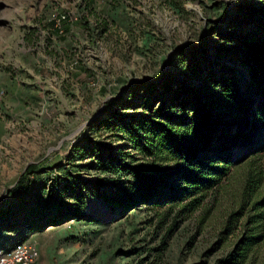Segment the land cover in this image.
I'll use <instances>...</instances> for the list:
<instances>
[{"label": "rangeland", "instance_id": "1", "mask_svg": "<svg viewBox=\"0 0 264 264\" xmlns=\"http://www.w3.org/2000/svg\"><path fill=\"white\" fill-rule=\"evenodd\" d=\"M183 3L175 9L165 0H97L101 15L88 17L79 0H0V246L32 242L39 248L38 264H217L225 258L235 236L220 244L224 222L237 209L248 174L264 171V120L244 115L226 122L238 128L235 138L220 139L232 175L190 217L173 214L159 225L147 206L123 212L89 199L85 221L55 218L43 196V184L63 183L68 173L82 182L99 176L86 169L89 161L73 159L74 150L87 137L100 140L92 131L109 110L134 114L123 113L119 104L134 97L137 103L153 100V86L159 102L168 83L199 86L190 74L226 64L217 57L222 49L241 52L249 42L264 47V36L254 39L248 28L264 0ZM234 68L254 101V88L247 89L251 74ZM251 131L253 142H262L257 149L263 148L252 155L239 140ZM32 165L46 174L15 193ZM54 202L57 208L67 204ZM154 250L163 253L159 260Z\"/></svg>", "mask_w": 264, "mask_h": 264}, {"label": "trees", "instance_id": "2", "mask_svg": "<svg viewBox=\"0 0 264 264\" xmlns=\"http://www.w3.org/2000/svg\"><path fill=\"white\" fill-rule=\"evenodd\" d=\"M165 2L183 9V0ZM79 6L88 17L101 15L97 13V0H79ZM252 16L255 18L248 28L252 29L254 39H259L264 36V10ZM251 43H244L240 53L236 49L220 50L217 57L226 59V64L216 63L214 71L208 68L202 74L192 72L190 77L200 83L195 88L193 82L190 86L175 87L168 83L163 86L167 97L159 102L153 86L150 87L153 100L137 103L134 97L119 104L123 113L134 114L109 110L92 131L96 138L101 136L100 140L87 137L74 150L73 159L89 161L86 169L99 176L94 181L82 182L68 173L63 183L57 179L50 180L47 186L43 184V196L57 212L55 218L68 215L85 221L84 209L89 199L102 200L123 212L147 206L159 225L173 214L179 219L202 211L232 175L233 164L221 150L220 139L224 135L235 138L238 128L227 127L226 122L244 115L251 116L255 123L264 120V47ZM235 66L251 74L247 89L254 88V101L245 94L246 87ZM253 133L239 135L242 145L250 147V155L263 149H257L262 142L254 143ZM102 135L114 144L101 141ZM39 168L29 166L14 192L28 191L33 181L40 182L39 177L46 173L38 171ZM261 169L248 174L237 209L224 222L220 244L226 246L231 236H235V241L217 264H264V253H260L264 247V187L261 186L264 171ZM57 199L67 201L66 206L57 208L54 202ZM7 216L4 214V218ZM25 238L22 236V240ZM153 252L157 253V260L162 257L161 250Z\"/></svg>", "mask_w": 264, "mask_h": 264}, {"label": "built area", "instance_id": "3", "mask_svg": "<svg viewBox=\"0 0 264 264\" xmlns=\"http://www.w3.org/2000/svg\"><path fill=\"white\" fill-rule=\"evenodd\" d=\"M39 259V248L32 242L12 241L0 246V264H38Z\"/></svg>", "mask_w": 264, "mask_h": 264}]
</instances>
